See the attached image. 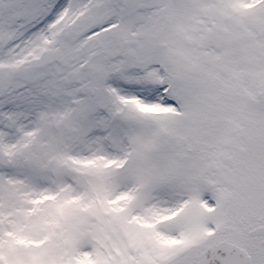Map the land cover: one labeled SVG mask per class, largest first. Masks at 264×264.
I'll return each mask as SVG.
<instances>
[{"label": "snow or ice", "instance_id": "snow-or-ice-1", "mask_svg": "<svg viewBox=\"0 0 264 264\" xmlns=\"http://www.w3.org/2000/svg\"><path fill=\"white\" fill-rule=\"evenodd\" d=\"M0 264H264V0H0Z\"/></svg>", "mask_w": 264, "mask_h": 264}]
</instances>
